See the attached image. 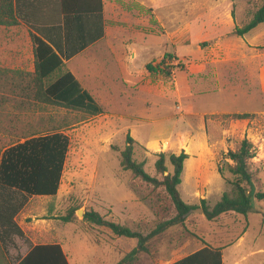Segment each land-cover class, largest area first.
Returning a JSON list of instances; mask_svg holds the SVG:
<instances>
[{
	"label": "rangeland",
	"instance_id": "rangeland-1",
	"mask_svg": "<svg viewBox=\"0 0 264 264\" xmlns=\"http://www.w3.org/2000/svg\"><path fill=\"white\" fill-rule=\"evenodd\" d=\"M260 2L118 0L121 15L114 35L126 43L115 42L114 56H119L118 48H135L124 51V65L120 66L134 85L120 91L114 86L112 93L104 94L108 97L96 100L103 112L95 116L50 105L22 107L8 97L10 100L0 106V149L26 136L58 129L68 136L69 148L56 195L29 196L0 186V201L25 207L15 222L8 219V227L0 232V264L20 259L25 253L20 249L23 244L30 248L54 242L61 244L69 264H115L135 247L136 240L81 221L85 211H97L120 225L142 222L144 234L156 221L175 214L163 188H154L151 203L155 217L150 225L153 213L145 198L149 191L143 187L135 195L137 187L129 184L128 172L119 166L127 134L134 140L133 158L142 162L151 176L161 178L154 169L158 153L166 155L167 172L172 168L168 154L183 151L188 155L178 191L183 201L198 207L202 199L211 207L230 190L217 165L223 163L222 155L245 137L255 152L254 188L264 191V103L255 94V75L250 73L255 67L244 60L241 42L229 35ZM260 29L264 36V24H260L246 37L251 39ZM218 37L223 39L220 44ZM165 53L172 58L165 57L160 67L171 75L148 74L146 64L157 65ZM25 67H31L29 59ZM232 113L254 116L247 120L225 116ZM71 208L76 220L67 223L62 217ZM78 210L81 215L76 214ZM235 223L230 217L211 223L202 212L192 209L184 215L185 226L147 239L146 251L139 252L130 264L173 262L191 251L187 240L192 238L206 236L209 243L218 245L219 237L231 238L239 231ZM233 244L222 250L221 264H234L235 260L237 264H264V200L251 201L243 242ZM199 246L196 242L195 247Z\"/></svg>",
	"mask_w": 264,
	"mask_h": 264
},
{
	"label": "trees",
	"instance_id": "trees-1",
	"mask_svg": "<svg viewBox=\"0 0 264 264\" xmlns=\"http://www.w3.org/2000/svg\"><path fill=\"white\" fill-rule=\"evenodd\" d=\"M17 24L13 0H0V26L12 27ZM259 24H264V0H261L258 7L249 11L246 21L241 26H236L233 34L243 36ZM30 36L34 46L33 72L11 71V76L0 74V80H4L9 86L14 87L18 79L23 83L22 93L20 92L19 96L27 104L23 103L20 106L31 105L29 101L34 100L45 106L84 111L91 116L101 114L103 107L92 95L80 87L79 82L69 71L64 69L60 56L39 37L32 34ZM165 57L172 58V55L165 53L157 65L146 64L148 74H162L169 77L171 71L160 67ZM15 94L14 88L0 91V106L9 101V95ZM225 116L232 120H247L251 119L254 114L232 113ZM133 146L134 140L127 134L124 148L119 154V166L122 171L128 172L129 184L132 182L137 187L138 191H134L135 195H138L137 192H141L143 187L146 192L149 191V194L145 195L149 201L145 200L148 201L146 205L150 203L148 207L153 213L150 225L152 226L155 217L151 203L154 188H163L175 214L163 221H156L147 234L143 233L145 227L142 222H134L132 226L120 225L106 220L94 210L85 211L81 221L106 227L118 237L135 239V247L115 263L130 264L136 260L139 252L146 251L147 239L172 227L185 226L184 215L192 209L200 208L204 219L211 223L230 217L237 221L235 228H239V231L234 234V236L237 234L236 238L233 239L234 236L225 238L223 235L219 237L218 245H213L208 242L206 236L197 237L196 239L201 243L197 250L170 263L221 264L222 250L236 242L248 228L251 201L264 200V191L255 190L253 184L255 171L252 167V159L255 152L252 143L244 137L237 142L233 150H228L222 155L223 163L217 165V172L224 182L230 184V190L223 192L220 199L211 207L207 206L203 199L200 207L189 205L182 200L179 194L178 186L181 183L184 162L188 158L186 153L181 151L179 154H168L167 159L172 167L170 172H167L165 165V153H158L154 162L155 172L161 175V178H158L149 175L144 170L143 163L133 158ZM68 148L69 138L61 129L41 135L32 134L24 137L22 141L4 146L0 149V186L29 196L56 195ZM74 212L75 209H69L62 220L72 223L76 220ZM16 264H69V262L62 246L54 242L34 244Z\"/></svg>",
	"mask_w": 264,
	"mask_h": 264
},
{
	"label": "crops",
	"instance_id": "crops-1",
	"mask_svg": "<svg viewBox=\"0 0 264 264\" xmlns=\"http://www.w3.org/2000/svg\"><path fill=\"white\" fill-rule=\"evenodd\" d=\"M117 1L13 0L18 24L12 27L0 26V70H2L0 74L11 76V71L33 72L34 46L30 36L32 34L43 40L60 56L64 63V69L69 71L79 82L80 87L92 95L95 100L99 101L103 97H108L104 94L112 93L116 86L117 90L120 91V89H124L129 85H134L136 82L128 79L127 76L129 75L123 69L121 70L120 66L123 67L124 65L122 63L124 51L126 49L135 51V48L133 46L118 48L120 54L118 57L114 56L117 49L114 46L115 42L123 40L121 37L114 35L115 29H113L120 22L121 10L117 7ZM259 26L260 24L243 36L229 35L235 36L236 40L239 43L241 42L242 55L246 54V56H243L244 60L248 59L249 64L252 63L255 67V69L253 67V69H250V73L253 72V75H255L254 80L257 85L255 94L264 103V44H262L264 43V36L261 35L263 29H260L251 39L246 37L250 32L258 29ZM225 37L229 38L228 36ZM222 40V37H218L217 42H222ZM27 59L31 63L29 69L25 67ZM22 86L23 83L19 81L12 87L4 80H0V91L14 88L16 94L9 95V97L12 101L17 102L19 106L23 103L27 104L19 96V93H22ZM29 102L31 105L38 104L34 100ZM10 203V201H0V232L8 227L10 217L15 222L18 213L25 208L24 206L12 207ZM186 203L189 204V202ZM13 222L9 225L12 226ZM13 226L15 227V225ZM245 232L234 242L233 246H240ZM196 242L199 243L196 238L187 240V244L191 249L190 252L200 247H195ZM30 248L24 244L20 246V249L25 251L22 257ZM242 259H244V256L241 257ZM233 263L237 264V260Z\"/></svg>",
	"mask_w": 264,
	"mask_h": 264
},
{
	"label": "water",
	"instance_id": "water-1",
	"mask_svg": "<svg viewBox=\"0 0 264 264\" xmlns=\"http://www.w3.org/2000/svg\"><path fill=\"white\" fill-rule=\"evenodd\" d=\"M194 210H199L200 212H202V210L201 209H199V208H197V209H194ZM76 214L77 215H81L82 213L81 212H79V210L76 212Z\"/></svg>",
	"mask_w": 264,
	"mask_h": 264
}]
</instances>
